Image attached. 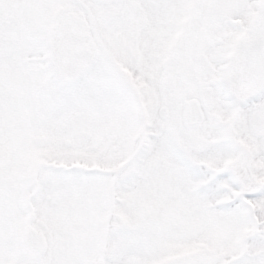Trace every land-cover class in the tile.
Here are the masks:
<instances>
[{
    "label": "snow or ice",
    "instance_id": "1",
    "mask_svg": "<svg viewBox=\"0 0 264 264\" xmlns=\"http://www.w3.org/2000/svg\"><path fill=\"white\" fill-rule=\"evenodd\" d=\"M0 264H264V0H0Z\"/></svg>",
    "mask_w": 264,
    "mask_h": 264
}]
</instances>
